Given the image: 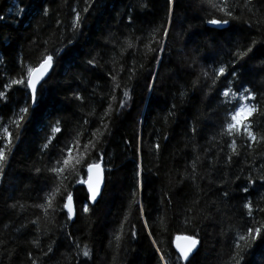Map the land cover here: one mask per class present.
<instances>
[{"label":"trees","instance_id":"obj_1","mask_svg":"<svg viewBox=\"0 0 264 264\" xmlns=\"http://www.w3.org/2000/svg\"><path fill=\"white\" fill-rule=\"evenodd\" d=\"M230 4L238 18L215 12L229 19L218 30L208 26L212 10L202 0H94L87 13L85 0H0L5 17L0 21V146L7 142L3 129L12 133L0 177V264H185L177 260L174 241L192 232L201 243L191 264H230L235 237L243 232L239 226L264 224V212L257 211L264 208V183L258 179L264 176V0H251L248 7L245 0ZM73 9L84 21L75 31ZM149 47L164 50L149 52ZM248 47L252 52L239 59L237 53ZM57 49L33 104L29 90L11 81ZM93 58L95 67L88 63ZM229 62H235L237 77L229 84V69L212 86L214 69ZM226 88H248L256 97L246 101L257 106L247 121L257 137L252 149L246 134L221 135L240 104L239 93L222 95ZM124 90L131 99L119 108ZM109 104L113 110L103 123L110 135L100 120ZM97 129L100 142L91 135ZM90 138L95 150L85 148ZM233 138L240 155L228 163ZM72 145L69 164L63 165ZM98 154L105 183L90 205L77 181L86 179V164ZM57 159L64 168L59 174L49 171ZM249 176L257 178L254 185ZM69 191L76 206L73 220L62 210ZM48 196L53 207L46 214L37 205H46ZM248 201L259 223L243 207ZM83 203L89 212L82 211ZM85 246L89 258L77 255ZM244 256L243 264H264V240Z\"/></svg>","mask_w":264,"mask_h":264},{"label":"snow or ice","instance_id":"obj_2","mask_svg":"<svg viewBox=\"0 0 264 264\" xmlns=\"http://www.w3.org/2000/svg\"><path fill=\"white\" fill-rule=\"evenodd\" d=\"M92 2H94V0H85L86 6L83 9L84 13H87L89 10V7H91ZM173 0H169V3H172ZM203 3H205L207 5V7L209 9H211L212 11L209 12V18L207 19V23L209 25H215V26H221V25H227L229 24V19L226 18H217L214 14L215 12H219L222 14L223 17H228L231 19H235L238 18L235 13H236V7L232 6L230 4V0H202ZM249 5H251V0H245V7H248ZM250 10V9H249ZM20 11H23V9H20ZM48 9H44L43 10V14L45 16L48 15ZM74 12H76L75 14V18L73 20V23L71 25L72 29L75 31L76 29H78L82 24H83V20L81 19V13L76 11L75 9H73ZM5 17L3 15H0V21H4ZM129 23H131V18L129 19ZM251 26V25H249ZM163 35L165 37H167L168 35V30L165 29ZM256 41H253V46L255 45ZM128 48H132L133 45L131 42L128 43ZM164 49L160 48V49H153L151 47L148 48L149 52H158V51H163ZM253 47H248L246 49V51H244L242 54L237 53V55H239V59H244V56H246L248 53L252 52ZM61 50L57 49L55 53H49V54H45L43 56V59L41 60V62L37 65V66H29L26 69V74L22 73L20 78L18 79H13L11 81V83L13 85H20L22 87H24L25 89L30 91L31 94V100L33 102V104L36 103L37 101V94H38V88L37 86L41 84V81H45V77L48 76V73L50 71V69H52L53 67V61H54V56L59 53ZM88 63L90 65H92L93 67H95V59H90L88 61ZM230 70V79L228 80V83L231 84L232 80H234L237 75H238V70L235 69V62H229L228 64L224 65V66H219L218 68L214 69V78H213V83L212 86L215 85L216 80L219 79V77L221 76H225L226 71ZM203 76L205 78L209 77V73L207 71L203 72ZM115 80V76L112 77ZM46 82V81H45ZM196 82H194L195 84ZM116 87H119V85H116ZM237 93H239V100H240V104L238 107H236L233 111H231L229 113L230 116V122H228L224 128V131L221 132V135H224L225 132L229 137H237L240 136L241 134H246L247 140L251 141L252 143H248L247 144V148L248 149H252V144L255 143L257 141V137L255 136V134L253 133V131L251 130L252 125L250 122H247L250 120V117L257 111V106L254 104H247L245 103L246 101L249 100H255V95L253 93H251L249 91L248 88H242L241 89H237V92H232L231 88H226L223 92L222 95L224 97H229V95L231 94L233 97L237 96ZM185 95V93L181 92L180 96L181 98H183V96ZM0 97H3V93L0 92ZM74 97L77 100H82V97L78 94L74 93ZM113 99H115V97H113ZM131 99L129 90H124L123 91V99L121 100V102L119 103L118 107L119 108H124L126 106L125 101ZM176 105H173V108H175ZM112 109V105L109 104L108 106V110L100 117L101 120V126L105 129V132H107V134H111L110 131L107 128V125H105L103 123L104 121V117L108 115L109 112H111ZM22 112L27 113L28 112V108L24 107L21 109ZM172 113L170 112L169 115H171ZM21 119H23V117H21ZM85 124H88L89 121L85 120L84 121ZM20 125L17 123V128H19ZM52 131L55 133H59L61 132V128L59 126H53ZM100 130L97 129L96 132H93L91 135L92 137H97V132H99ZM105 132H100V136H103L105 134ZM193 134L196 133V129L193 128L192 129ZM3 133H4V138L6 139V143L3 146H0V177H3L4 175V162L7 159V154H6V149L8 151L11 150V146H12V133L9 132L8 128H4L3 129ZM52 142V139L49 138L48 142L46 144L43 145V147L45 149L48 148V144H50ZM96 142H100L99 141V137H97ZM88 145H93V148L95 150V145H94V141L90 138L88 140V144L85 145V148H87ZM74 145L72 146H68L67 147V155L63 156L65 149L61 148V154L63 156L62 159V164L63 165H67L69 164V157L72 154V150H73ZM157 149H159V145L155 146ZM228 147H230L232 149V154L228 156L227 158V162L231 163L232 162V158L233 156H239L240 153L237 151V140L235 138L231 139L230 144H228ZM197 159H199V157H197ZM102 160H103V155L102 154H98L97 159L95 162H87L86 164V179H80L77 181V183L79 184H83L86 185V193H85V197L87 201H91L92 203H95L97 201V198L99 196H101V187L102 185H104L105 183V168L102 166ZM76 163H79V161L77 160ZM37 172H40L41 169H36ZM49 171L54 172V173H61L64 171V168L61 166V160L57 159L56 163L54 166H52ZM199 175V173L197 172V167H196V163L194 162L192 165V174L190 176V179L192 180V182L195 184L196 180H197V176ZM203 178V177H201ZM236 179H240V177H236ZM256 179L254 177L249 176L248 177V181L250 184H255L256 183ZM258 179L261 180L262 183H264V176H260L258 177ZM244 193H248L249 192V188L247 186H244L241 189ZM221 195L223 197H228L229 196V192L227 190H222ZM197 203H199V201H197ZM38 207L42 208L44 210V212L47 214L49 209H52V196H48L47 197V204H40L37 205ZM12 207H15V205H12ZM82 207V211L84 213L89 212V204L88 203H83L81 205ZM244 208L247 209V214L250 218H252V220L255 223H259L255 221V217L253 216V202L252 201H248L243 205ZM66 209L67 212V219L68 220H72L75 216H76V206H75V202H74V198H73V193L72 192H67V195L65 197V202H63L62 204V210ZM257 211L260 212H264V208H258ZM140 212L143 213V207L141 206L140 208ZM32 223H36V221H32ZM145 226H147V222H145ZM239 227L243 228V232H239L237 236L235 237L234 240V246L232 249V252L230 254V264H243V261L245 259L244 256V252L247 251V249L249 247H251V245H254L256 243V241L258 239H262L264 240V236H262V232H264V224H262L261 226H247V225H240ZM151 234V233H150ZM132 235L135 236L136 233L132 232ZM116 241H119L121 239V237L119 235H117L115 237ZM176 249L179 253V256L177 257V260H182L185 262V264H191L190 262V256L193 254V252L198 248V246L200 245L201 241L198 238V233L196 232H192L191 234L188 235H178L176 236ZM180 241H183L184 243H180ZM243 242V244L241 243ZM33 243L38 245V241H33ZM153 243H155V241H153ZM77 249H79V245L77 244ZM52 249L49 248L48 252H51ZM157 251H159V249H157ZM47 254V253H46ZM85 258H89L90 257V251L87 249V246H85L84 250L78 251L77 255H81ZM31 253H29V259H31ZM161 260H164V256L161 255ZM33 264H35V262L33 261ZM165 264H167V262H165Z\"/></svg>","mask_w":264,"mask_h":264},{"label":"water","instance_id":"obj_3","mask_svg":"<svg viewBox=\"0 0 264 264\" xmlns=\"http://www.w3.org/2000/svg\"><path fill=\"white\" fill-rule=\"evenodd\" d=\"M209 27H210V28H214V29H218V30H222V29L224 28V25H221V26L209 25ZM50 70H51V69H50ZM49 72H50V71H49ZM48 74H49V73H48ZM46 77H47V76H46ZM46 77H45V79H46ZM42 82H43V81H41V83H42ZM38 86H39V85H38ZM38 86H37V87H38ZM29 92H30V91H29ZM86 178H87V177H86ZM85 186H86V185H85ZM103 187H104V185H102V187H101V193H102V191H103ZM86 190H87V189H86ZM99 197H100V196H99ZM99 197L97 198V201H98ZM97 201H96V202H97ZM88 202H89L90 205H94V204L96 203V202H95V203H92L91 201H88ZM65 211H66V209H65ZM73 219H74V218H73ZM73 219H72V220H73ZM180 243L183 244L184 242H183V241H180ZM175 245H176V240H175L174 246H175ZM175 248H176V246H175ZM176 250H177V249H176ZM177 252H178V251H177ZM193 253H194V252H193ZM191 256H192V255H191ZM191 256H190V257H191ZM183 262H184V261H183Z\"/></svg>","mask_w":264,"mask_h":264},{"label":"bare ground","instance_id":"obj_4","mask_svg":"<svg viewBox=\"0 0 264 264\" xmlns=\"http://www.w3.org/2000/svg\"><path fill=\"white\" fill-rule=\"evenodd\" d=\"M208 26H209V24H208ZM224 28H225V25H224ZM223 28V29H224ZM87 177V176H86ZM84 187H85V189H86V186L84 185ZM176 240V239H175ZM174 243H175V241H174ZM174 248H175V246H174ZM175 250H176V248H175ZM176 252H177V250H176ZM177 254L179 255V253L177 252Z\"/></svg>","mask_w":264,"mask_h":264},{"label":"rangeland","instance_id":"obj_5","mask_svg":"<svg viewBox=\"0 0 264 264\" xmlns=\"http://www.w3.org/2000/svg\"><path fill=\"white\" fill-rule=\"evenodd\" d=\"M246 103V102H245ZM248 104V103H247Z\"/></svg>","mask_w":264,"mask_h":264}]
</instances>
